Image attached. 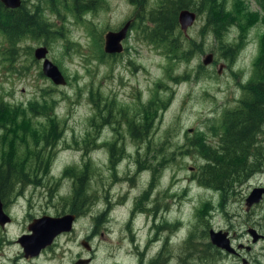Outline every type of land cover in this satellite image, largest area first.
I'll list each match as a JSON object with an SVG mask.
<instances>
[{"label": "rangeland", "instance_id": "rangeland-1", "mask_svg": "<svg viewBox=\"0 0 264 264\" xmlns=\"http://www.w3.org/2000/svg\"><path fill=\"white\" fill-rule=\"evenodd\" d=\"M78 1L93 6L77 15L75 0H23L50 32L24 36L12 48L0 31V100L13 105L1 116L11 127L0 139V155L9 140L13 154H24L20 136L28 125L23 139L36 148L43 142L35 146L30 131H41L50 119L60 131L49 171L39 183H27L6 208L12 219L0 225V264H80L82 256L92 257L90 264H264V194L246 208L251 190L264 185V125L253 148L227 153L232 160H258L249 177H227L230 158L218 152L213 180H220L219 188L202 175L211 164L191 143L203 137L220 150L223 116L246 98L243 86L264 44L263 9L255 0H190L187 9L195 19L176 35L177 53L170 60L168 43L157 44L147 34L153 20L145 14L160 0H147L136 14L137 3L130 0ZM130 18L124 50L113 58L103 50L104 34ZM39 45L47 46L65 84L39 73L41 59L33 55ZM208 53L212 59L205 64ZM34 100L46 101L52 114L26 109L31 125L21 119L12 125L11 117L22 113L15 106L27 108ZM149 116L146 134L133 136L130 125L140 128ZM84 162L90 172L73 228L37 256L25 257L17 236L34 216L71 211L73 173ZM249 227L263 237L252 241ZM210 228L226 231L238 253L212 243Z\"/></svg>", "mask_w": 264, "mask_h": 264}, {"label": "trees", "instance_id": "trees-1", "mask_svg": "<svg viewBox=\"0 0 264 264\" xmlns=\"http://www.w3.org/2000/svg\"><path fill=\"white\" fill-rule=\"evenodd\" d=\"M131 2L137 3V12L139 9L143 8V5L146 4L147 0H130ZM206 1V0H203ZM258 7L262 8L264 11V0H255ZM92 3H80L78 0H75L74 10L79 15L81 9L87 8ZM93 6V5H92ZM190 7V0H160L157 8L148 10L145 14H149V19L153 20L152 28L149 30L148 37L150 40L159 43H168L166 46L165 54L170 60L175 59L177 53L178 44L176 43V35L179 36L181 33V27L178 21V13L181 8ZM141 18V16H139ZM134 21H137L135 16ZM140 21V20H139ZM0 31L3 32L7 37L13 48L14 43H17L24 36H40L47 35L50 32L49 24L44 20L38 10H30L21 4L19 6L10 8L5 6L0 1ZM175 36V37H174ZM229 49H232V45H226ZM109 54V53H108ZM182 56H185V53H181ZM102 56V55H101ZM100 56V57H101ZM111 57H116L118 54L112 53L109 54ZM11 57V53H10ZM14 57V54L12 58ZM228 58V57H227ZM39 73H42L40 71ZM176 75L172 74L171 77ZM243 84V83H242ZM243 86L245 92L247 93L246 98L244 99L242 105L233 111H228L223 116L221 127H223V134L220 150L213 147L208 143L203 137L196 138L191 141L192 145L196 146L209 161L211 165H204L202 167V175L205 178H210L214 183H211L216 188H219L221 185L220 180L216 184L214 180L217 179L218 173L217 170V157L221 155L223 157L230 158L232 154H227L228 152L237 153L244 151L246 148H253L255 146L256 137L259 133L261 127L264 125V44L261 42V50L259 56L256 59L254 71L252 77L244 83ZM13 106V105H11ZM10 104L0 100V130L3 133H0V139L2 136L5 137V134L9 128L7 123L1 120V116L6 113L11 107ZM46 107H49L46 109ZM21 109V117L15 115L11 117L9 122H17L19 119L27 121L30 123V119L26 116V109L30 110L34 114L45 111L50 116L52 114V107L46 101L41 103L38 100L29 101L27 108L15 106V110ZM26 118H28L26 120ZM142 120H145L143 124L138 126L130 125L131 133L135 137H143L146 134L151 120L153 118L146 117ZM51 124L45 125L42 127L41 131H30L35 140V146L40 142L42 143L41 148L31 147L25 138L26 130L30 129L29 125L24 129V135L20 136V141L25 143V152L23 155L13 154L15 148V143L12 140H9L8 150L5 154L0 155V197L5 202V207L8 208L10 203L17 200V194L22 192L23 187L27 183H39L43 178L44 174L49 171L51 164V152L52 146H54L57 135L60 133L58 130V121L50 119ZM31 125V123H30ZM141 129L143 131L141 132ZM38 135V137H37ZM125 149L123 148V151ZM221 151V155H218V152ZM227 154V155H226ZM213 157L209 159V157ZM30 158L34 159V164L28 162ZM117 158L112 157V160L115 161ZM254 159H259L254 156ZM227 163L230 164V170L227 172V177L230 175H235L237 178H246L249 177L256 171L258 168V160L249 161L248 157H241V159L232 160L229 159ZM90 172L89 163L84 162L83 167L79 171H75L74 181V195L71 201V211L79 214L82 211V204L85 200V185L86 179L88 178ZM70 173V172H66ZM202 176L200 180L202 181ZM204 179V178H203ZM214 179V180H213ZM205 183H210L207 180H203ZM233 182V181H232ZM232 182L226 184V188L231 189ZM15 185L17 186L14 189ZM221 187V186H220ZM224 187V186H223ZM222 189V188H221ZM223 190H226L223 188ZM227 191V190H226ZM9 209V208H8ZM101 216V215H99ZM97 216V217H99ZM2 239H0V245L2 246Z\"/></svg>", "mask_w": 264, "mask_h": 264}, {"label": "water", "instance_id": "water-1", "mask_svg": "<svg viewBox=\"0 0 264 264\" xmlns=\"http://www.w3.org/2000/svg\"><path fill=\"white\" fill-rule=\"evenodd\" d=\"M5 6L15 7L20 5L21 0H1ZM195 19V12L182 8L178 13V20L182 29H186ZM131 21L127 20L122 27L118 30H108L104 35V49L107 52H115L122 50V39L126 36L127 29ZM47 47L45 45L37 46L34 49V55L37 58H43L42 71L45 75L49 76L55 83H65L66 78L59 66L54 63L50 58L46 56ZM212 59V53L206 54L203 61L205 63ZM262 193H264V186L254 187L249 195L246 197V205L249 207L253 202L258 201ZM74 213H64L61 215H50L42 214L41 216L34 217L28 224L30 232L22 233L17 237V241L21 244L24 249L25 256H34L39 251L52 243L54 237L62 231H68L72 229V223L74 220ZM11 218L3 208V202L0 197V224L4 225L6 221H10ZM249 231L253 235V241H255L259 234L254 228H249ZM210 239L213 243L225 247L226 249H232L229 244V238L227 232L219 229L215 231L213 228L210 229ZM84 242V245L89 248L90 246ZM90 258H79L77 263H86Z\"/></svg>", "mask_w": 264, "mask_h": 264}, {"label": "flooded vegetation", "instance_id": "flooded-vegetation-1", "mask_svg": "<svg viewBox=\"0 0 264 264\" xmlns=\"http://www.w3.org/2000/svg\"><path fill=\"white\" fill-rule=\"evenodd\" d=\"M261 200H262V198L257 202V203H259V202H261ZM62 233H65V232H62ZM58 236H60V235H58ZM260 237H263V234L261 233V236ZM86 243V242H85ZM87 244V243H86ZM243 246V244H241V247ZM246 247H250L249 245H247ZM224 249V248H223ZM45 250V249H44ZM226 250V249H225ZM43 251V250H42ZM229 252H232V253H234V254H236V253H238V251H237V249L234 247V250H231V251H229ZM82 257H84V256H82ZM82 257H80V258H82ZM29 258V257H28ZM82 264H88V262H86V263H82Z\"/></svg>", "mask_w": 264, "mask_h": 264}]
</instances>
